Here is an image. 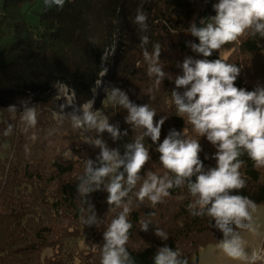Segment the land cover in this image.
I'll return each instance as SVG.
<instances>
[{
  "label": "trees",
  "instance_id": "trees-1",
  "mask_svg": "<svg viewBox=\"0 0 264 264\" xmlns=\"http://www.w3.org/2000/svg\"><path fill=\"white\" fill-rule=\"evenodd\" d=\"M219 2L65 0L61 9L47 8L44 0H0V264H101L104 233L124 206L132 228L123 264H155L165 247L178 264H198L200 249L225 238L206 214L211 205L201 210L198 194L189 190L198 174L177 186L176 175L163 167L158 152L164 139L176 132L175 138L200 144L203 172L216 167L218 146L207 134L195 132L174 103L173 92L184 97L191 87L175 84L184 74L185 59H221L239 69L237 88L264 89V35L255 25L210 57L192 50V44H199L191 35L192 25L201 28L211 22L213 5ZM137 9L147 16L146 30L135 23ZM142 36L149 38L143 49ZM156 44L160 55L153 59L164 72L160 83L155 74L148 75L152 59L142 54L147 50L151 57ZM113 88L132 105L154 111V125L164 119L158 141L128 120L129 111L119 95L113 97ZM66 95L73 96L71 107ZM10 105H15L14 112L8 110ZM27 109L36 111L35 126L23 119ZM96 109L101 112L97 124L106 120L119 132L117 138L83 123L84 112ZM137 139L149 151V160L121 205H109L107 186L114 176L124 173L122 184L128 187L124 167L95 183L86 172L87 162L92 161L93 171L104 166L97 140L125 159L127 145ZM238 151L245 186L229 194L246 197L255 207L264 204V165L256 166L243 148ZM149 174L172 183L155 204L148 197L137 199ZM81 187L91 190L82 192ZM252 209L249 205V214ZM241 223L245 227L229 225L233 235L248 229L251 220ZM86 234L92 241L89 248L72 249L70 242L84 240Z\"/></svg>",
  "mask_w": 264,
  "mask_h": 264
},
{
  "label": "clouds",
  "instance_id": "clouds-1",
  "mask_svg": "<svg viewBox=\"0 0 264 264\" xmlns=\"http://www.w3.org/2000/svg\"><path fill=\"white\" fill-rule=\"evenodd\" d=\"M44 4L47 8L55 5L62 9L65 0H44ZM213 9L216 15L210 18L211 22L201 28L193 24L190 29L191 35L199 39V44H192L191 48L203 57H210L213 51L236 41L246 29L253 25L257 32L264 35V0H220L218 4L213 5ZM146 20V14L137 9L135 23L141 25V30L147 29ZM201 23L204 22L201 21ZM140 39V47L143 49L149 38L142 36ZM142 54L146 60L152 59V63L148 66V75L155 74L159 78L156 82L160 83L164 72L156 66V60L153 59V57H159L160 45H154L151 57L147 50H144ZM182 68L184 74L175 80L176 87L189 85L191 87L184 93V97L173 92L174 103L180 114H187L188 121L195 132L201 136L207 134V140L218 146L214 157L217 163L215 168L209 169L206 173L203 172L204 166L199 159L200 144L196 140L186 141L175 138L179 136L176 132L165 138L159 146L160 162L165 169L176 175L177 186L183 182L184 178L198 174L195 183L189 182V190L193 196L198 194L197 203L201 210L211 205L206 214L215 221V226L224 234L225 238L221 242L223 252L229 258L240 259L245 256L241 240L233 235V229L229 225L234 223L237 227H245L241 223L242 220H251L248 206L255 208V205L246 197L229 193L232 190L243 189L245 186L244 180L240 178L241 161L238 160L240 156L238 149L246 150L256 166L264 165V89L248 92L243 88H237L235 81L239 69L221 59L211 61L187 58ZM112 95L120 96V103L129 111L130 122L147 129L145 135L150 136L153 142L159 140L161 127L164 124L163 118L154 125L156 114L149 110L147 105L139 107L132 105L127 96L116 88L112 89ZM8 110L14 112L15 105H10ZM23 119L35 126L36 111L27 109ZM83 123L96 127L99 132L108 131L114 139L119 135V132L106 120L97 124L96 117L89 111L84 112ZM77 126H80L79 121ZM10 128L11 126L9 131ZM8 134L5 132L6 136ZM96 145L102 148L101 157L104 166L93 171L92 161L87 162L86 172L90 174L92 182L99 183L102 177L114 173L121 166L127 173V188H124L122 184L124 173L114 176L107 186L109 193L107 204L119 207L122 198L128 195L140 178L139 173L149 160V151L137 139L134 144L127 145L125 159H119L117 152L108 151L101 141L97 140ZM171 187V182L165 184L156 175L149 174V178L143 182L137 193V199L143 201L145 197H148L155 204L160 194L167 195L165 189ZM90 190L83 187L80 189L82 192ZM154 192L155 195L152 194ZM128 213L129 208L124 206L123 212L112 219L104 233L106 243L102 249L101 264H123L127 259L128 253L124 246L128 241L129 230L132 228V224L127 219ZM203 214V212L196 213V215ZM94 219L93 216L87 223L91 224ZM142 227L144 231L147 230V224ZM247 227L250 228L251 225ZM156 234L162 235L159 230ZM230 235H232L231 240L228 239ZM155 264H178V262L176 255L165 247L155 257Z\"/></svg>",
  "mask_w": 264,
  "mask_h": 264
},
{
  "label": "rangeland",
  "instance_id": "rangeland-1",
  "mask_svg": "<svg viewBox=\"0 0 264 264\" xmlns=\"http://www.w3.org/2000/svg\"><path fill=\"white\" fill-rule=\"evenodd\" d=\"M64 92L66 93V89ZM97 94L99 95L100 93ZM101 96H105V93L99 95V97ZM67 98L69 107H71L73 104L70 102V100L73 99V96L68 95ZM99 102L101 103V100ZM88 107L89 106L86 108ZM91 113L96 117V120H101V112L98 109ZM250 216L251 227L238 235L241 240V247L245 253L244 257L240 259L229 258L223 252L221 247V242L224 240L223 239L218 244H211L200 249L198 264H264V204L253 208ZM228 239L231 240L232 238ZM91 242L92 241L89 238V235L86 234L84 240L71 241L70 246L72 249H87L91 245Z\"/></svg>",
  "mask_w": 264,
  "mask_h": 264
}]
</instances>
